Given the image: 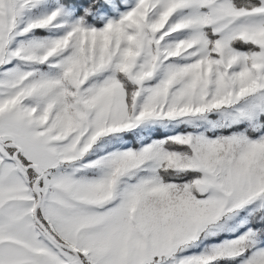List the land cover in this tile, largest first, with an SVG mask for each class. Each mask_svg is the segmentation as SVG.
<instances>
[{"label":"snow or ice","instance_id":"1","mask_svg":"<svg viewBox=\"0 0 264 264\" xmlns=\"http://www.w3.org/2000/svg\"><path fill=\"white\" fill-rule=\"evenodd\" d=\"M0 264H264V0H0Z\"/></svg>","mask_w":264,"mask_h":264}]
</instances>
